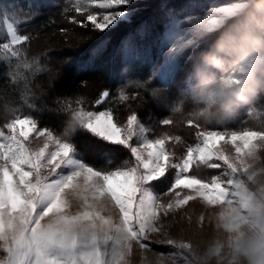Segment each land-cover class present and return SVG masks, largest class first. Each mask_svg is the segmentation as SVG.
Instances as JSON below:
<instances>
[{
	"label": "snow or ice",
	"instance_id": "obj_1",
	"mask_svg": "<svg viewBox=\"0 0 264 264\" xmlns=\"http://www.w3.org/2000/svg\"><path fill=\"white\" fill-rule=\"evenodd\" d=\"M249 6L250 0H235L183 19L179 13L162 8L164 39L178 40L161 65L165 84L173 79L180 54L190 49L186 61L193 64ZM25 7L0 10L7 34L0 42V61L6 62L12 84L18 81L19 69L30 66L26 45L32 37L23 34L20 26L40 14L38 8L27 6L25 11ZM64 11L81 17H70L71 23L103 33L132 23L140 9L134 0H74ZM147 26V22L142 23L137 34L143 36ZM107 43L101 42L96 51H102ZM120 52L126 62L140 58L132 34L122 41ZM228 79L238 82L236 72L229 73ZM190 84L188 76L186 87ZM159 91L152 89L151 94L157 96ZM109 95L107 90L101 92L96 105ZM119 99H129L123 89ZM61 103L65 108L73 107L70 99ZM83 103L82 98L75 100L86 117L84 127L103 141L123 146L133 159L114 170L97 169L75 159L73 145L57 139L49 128L38 127L32 116L17 115L5 123L0 127V264H132L134 246L144 254L141 264H264V156L260 154L264 125L209 130L188 118L187 125L196 129L197 142L177 155L167 143L179 142V135L149 139L145 135L148 129L135 112L127 116L125 124L118 125L113 110H86ZM246 106L248 115L256 111ZM181 110L178 101L173 111ZM160 122L171 125L173 120ZM32 132L46 136L39 149L27 144ZM222 141L234 147L235 155L220 147ZM50 145L53 150H49ZM209 169L220 171L211 176L202 174ZM172 172V181L163 193L170 196L165 202L153 185ZM198 198L218 209L216 227L227 232L224 240H216L204 250L190 239L173 237L165 224L172 213ZM73 200L79 201L75 210ZM109 206L117 210L115 217L104 214ZM199 220L203 223L204 216ZM157 245L170 250L154 252V260H149L147 253Z\"/></svg>",
	"mask_w": 264,
	"mask_h": 264
},
{
	"label": "trees",
	"instance_id": "obj_2",
	"mask_svg": "<svg viewBox=\"0 0 264 264\" xmlns=\"http://www.w3.org/2000/svg\"><path fill=\"white\" fill-rule=\"evenodd\" d=\"M8 2L11 11L18 10L24 5L25 11L27 6H32L38 8L40 14L26 25L20 26V31L23 34H29L32 39L26 45L30 66H22L19 69L16 84H12L8 79L6 62L0 61V125L1 122H7L17 115H31L44 127L51 128L58 134L65 120L62 114L64 106L61 101L70 99L75 107V100L82 98L90 107L105 109L120 101L117 97L123 89L129 97L135 94L136 99L131 102L122 101V104L117 106V110L123 108H125L123 110H129V107H132L136 108V113L141 116L169 117L173 120V125L167 126L168 131L174 130L182 138L179 144L185 145L184 141L189 142L193 128L189 126L190 128L187 129L183 123L187 125V113L191 111L192 103H185L179 112L173 111V107L177 106L181 99L180 90L186 87V81L182 80L179 69L168 85L162 83L160 77L156 75L159 63L156 56L158 50L152 40V33L147 32L149 34L145 35L147 43L144 41L142 45L145 48L139 49L140 58L129 59L126 62L120 52L124 38L142 23L147 22L149 25L157 19L158 11H149L147 8L141 15L133 17L132 23L122 24L114 32L101 33L90 31L91 28L84 29L70 22L73 11L65 12L64 9L71 7V1L8 0ZM62 29L71 30L69 34H72V37L67 36L68 33ZM6 38L7 34L0 35V42H4ZM69 39H73L76 43L72 48L64 51L63 48L67 47L64 42ZM105 40L108 41L106 47L97 52L98 46ZM60 47L63 48L60 49ZM187 52L191 53V50ZM124 67L127 69L126 76L120 78V71ZM21 81L24 83L22 84ZM142 82H146L145 86H140ZM166 87L167 91H164ZM152 89L160 90L157 96L151 94ZM105 90L110 92L109 97L105 98L100 105H96L95 102L100 98V93ZM158 98L169 99L170 105L156 106L155 101ZM263 98L264 93L251 104L261 103ZM126 104H129V107ZM245 107H242L239 115L231 121L221 125L220 123L209 124L208 129H230L226 125L233 126L234 123L239 130H242L247 126L243 121ZM84 133V131L77 132L71 142L86 163L99 168L102 164L108 161L113 163L121 157L123 161L126 160V154H123L119 147L89 138Z\"/></svg>",
	"mask_w": 264,
	"mask_h": 264
},
{
	"label": "rangeland",
	"instance_id": "obj_3",
	"mask_svg": "<svg viewBox=\"0 0 264 264\" xmlns=\"http://www.w3.org/2000/svg\"><path fill=\"white\" fill-rule=\"evenodd\" d=\"M68 1H71V3L74 2V0H68ZM230 2H235V0H134V6L138 7L140 9L138 14L136 16H134V17H137V16L141 15L144 10H147V8H148L149 11H155V10H156V12L158 11L156 13V14H158L157 19H154L153 22L149 23V25H148L149 28L147 26L143 36L137 34L138 27L135 28L133 31H131L130 34H132L133 43L139 49H141V48H145L142 45V43L144 41H145V43H147V37L146 36L149 34L147 32L152 33V35H153L152 40L155 43V46L157 47V50H158V55H156V56L158 57L157 61L159 62L157 64V70L156 69L155 70H156V73H157L156 75L160 77V80H161L162 83L165 84V82L161 79V65L163 64L164 57L167 54L168 49L172 46V44L178 42V40L176 38H174L172 40L164 39L165 29H164V26H163V19H162L163 12H162V8H163V11H167V10L171 9V10L179 13L180 14V18L183 19L184 17L189 16V15H201L204 12H206L207 8H209L211 6H220V5L224 4V3H230ZM147 4H149V6ZM5 6H9V10H10V4H9L8 0H0V10H2ZM74 15L77 16L78 19L81 18V17H79V14H77V13H75L73 11L71 13V17L74 16ZM77 26L82 27L80 25H77ZM187 27H189V26L186 25L185 28L187 29ZM84 29H89V28H84ZM116 29H118V27L113 29V30H111V31H108V32H114V30L116 31ZM70 31L66 30L65 33H68L67 36H71L72 37V34H69ZM90 31H94V30L90 29ZM121 33H123V31ZM2 34L3 35L6 34V31H5V28H4L3 24H2V22H0V35H2ZM128 37H129V35L126 36L124 38V40L126 38H128ZM74 43H76V41H73V39H69L68 41L64 42V44L67 47H65V48L60 47V49L63 48L64 51H65L66 49L72 48L75 45ZM56 45H58V42H56ZM188 50L189 49H186L178 57V69H179V71L181 73V77H182L183 81H187V77L189 76V73L191 72L192 66H193V64L191 62H187L186 61V57L188 56V54L191 55V53L187 52ZM125 69H126V67H124L120 71V74H119L120 78H125V76H126ZM177 72L178 71H176L175 73H177ZM128 76H130V75L128 74L127 78H128ZM172 80L168 84H170L172 82ZM127 95L129 96V94H127ZM135 97L136 96L134 94V95H132V97H129V99L126 100V101L131 102L134 99H136ZM117 98H119V97H117ZM122 101H124V100H120L119 102H116L114 104V106H111V107L109 106V107H107L105 109H97V108H94V107H90L86 103H83V107H85L86 110H91V111H104V110L111 109V110H113L114 121L118 125H123L127 121V116L131 115L133 112L136 113L137 109L129 107V104H126V106L129 107V110H123L125 108L117 110L118 109L117 106ZM155 104H156V106H162V105L168 106V105H170V101H169V99L158 98V99H156ZM249 105L252 108L256 109V111H254L252 115H248L249 106L245 107V109H244V113H245V115H244L245 118L244 119L245 120H243V121H245L244 123H246L245 124V125H247L246 127L258 128L261 125H264V98H263V101L261 103H257V104L254 103V104H249ZM127 107H126V109H128ZM115 110H116V112H115ZM136 114L138 115V119L148 129V131L145 133V135L149 139H157V138L164 137L165 135L177 136V133L174 132V130H172L170 132L168 131V127L167 126H170V125H162L161 122H160L162 119L169 118V117L157 118V117H154V116H151V115L145 117V116L139 115L138 113H136ZM34 119H36V118H34ZM10 120H7V122L10 121ZM7 122H1L0 127H3V125L5 123H7ZM37 122H38V127L44 128V126L41 124V122L39 120H37ZM200 123H202L204 127L208 128L207 126L209 124H204L203 122H200ZM216 124L218 125L219 123H216ZM171 125H173V124H171ZM183 125H184L185 128L187 127V129L190 128L188 125H185V123H183ZM226 126H229V128H230L229 130L230 131L231 130H239L236 127V124H234V123H233V126H231V125H226ZM234 127L237 128V129H232ZM192 128H193V130H192L193 133L191 135V139L189 140V142L185 143V141H184L185 145H182V144H179V142L171 141V142L167 143V147L171 151H174L177 155H182L184 153V151L186 150V147L188 146V144L197 142L196 139H195V131H196V129L194 127H192ZM49 129L56 136L57 133L54 130H52L51 128H49ZM209 130H221V129L215 128V129H209ZM84 132H85L84 134L89 136V138L92 137L95 140H99V141H101L104 144H111L109 142L103 141L99 137L94 136L87 129L84 130ZM45 140H46V136H39V135H37V133L32 132L28 136L27 144L32 149L35 150V149H39L40 147H42L44 142H45ZM180 141H182V138H181ZM136 142H137V139L134 137L133 138V143H136ZM70 143L72 144V142H70ZM95 144L99 145V143H95ZM111 145L119 147L122 150L123 154H126L125 155V159H126L125 161H131L133 159V157L131 156L130 152L126 148H124L123 146L115 145V144H111ZM73 147H74V152L72 153V156L75 159H78V160H80L82 162H85V161L82 160L79 151L75 148L74 145H73ZM220 147H222L225 150V152H227L228 154L235 155L234 147L230 143H225V142L222 141L220 143ZM49 150H53V146L52 145L49 146ZM260 154L262 156H264V150H261ZM93 155H95V153H93ZM125 161H123V158L121 157L119 159H116L115 162H113V163L111 161H108L107 163L102 164L101 167H99V168L95 167V168H97V169L103 168V169H112V170H114L116 167L124 166V162ZM90 166H92V165H90ZM219 171L220 170L209 169V170H205L202 174L206 175V176H211V175H214V174H218ZM44 174H47V173L45 172ZM173 176H174V172L170 173L168 175L167 179H164V180H162L160 182H156L153 185V190L158 192V193H160L163 196V193L167 190V187L171 183ZM184 191H187V190H184ZM181 194L183 195L184 193L182 192ZM169 198H170V196H163V199H164L165 202H167ZM72 203H73V210H75L76 206L79 204V201L78 200H73ZM217 211H218V209L204 204L203 201L198 198V199H196L194 201H189V203L187 205L183 206L181 209H178L174 213H172L170 215V217L165 220V224H166V226H168L170 234L173 237H185L187 239H190L201 250H204L209 245H211L214 242V240L215 241L217 240L216 239L217 232L220 234L219 240L222 241V240H224L227 237V232L222 226L219 227L218 229H214V228H216V225H215V223H216L215 220L216 219L215 218H217L216 217V212ZM104 214L105 215H109L110 214L113 217H115L117 215V210L112 208L111 206H109L108 209H106ZM201 215L204 216L203 223H200V220H199ZM213 217H214V219H213ZM213 223H214V226H212ZM222 228H223V231H222ZM215 230L217 232H215ZM209 233H211V234H209ZM221 233L223 235H221ZM154 238H161V237H154ZM169 250L170 249H168L166 247H163V246H158V245L157 246H153V252L147 253V257H148L149 260H154V258H155L154 255H153L154 252H161V251L167 252ZM143 258H144V254L141 252V250L138 248V246H134L133 254L131 256L132 264H141L140 262H142Z\"/></svg>",
	"mask_w": 264,
	"mask_h": 264
},
{
	"label": "clouds",
	"instance_id": "obj_4",
	"mask_svg": "<svg viewBox=\"0 0 264 264\" xmlns=\"http://www.w3.org/2000/svg\"><path fill=\"white\" fill-rule=\"evenodd\" d=\"M233 71L238 82L228 79ZM189 77L190 86L180 90L181 108L191 102L188 118L204 124L231 121L264 93V0H250L244 14L198 54ZM62 114L64 125L56 137L70 143L86 130V117L77 107H63Z\"/></svg>",
	"mask_w": 264,
	"mask_h": 264
},
{
	"label": "bare ground",
	"instance_id": "obj_5",
	"mask_svg": "<svg viewBox=\"0 0 264 264\" xmlns=\"http://www.w3.org/2000/svg\"><path fill=\"white\" fill-rule=\"evenodd\" d=\"M213 219H214V217H213ZM216 219V218H215ZM213 221V220H212ZM216 221V220H215ZM215 223V222H214ZM214 223H213V225L212 226H214ZM215 225H216V223H215ZM214 229H218L217 227L216 228H214ZM222 231H223V228H222ZM214 232V231H213ZM215 232H217L216 230H215ZM209 234H211V233H209ZM215 235V234H214ZM221 235H223L222 233H221ZM219 238H220V234L217 232V235H216V239L217 240H219ZM214 240V239H213ZM215 241V240H214ZM141 263V262H140Z\"/></svg>",
	"mask_w": 264,
	"mask_h": 264
}]
</instances>
